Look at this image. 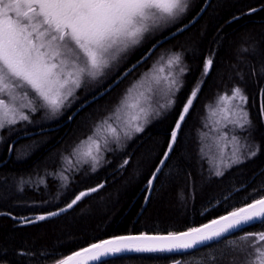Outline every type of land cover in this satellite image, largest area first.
<instances>
[{"label": "trees", "instance_id": "trees-1", "mask_svg": "<svg viewBox=\"0 0 264 264\" xmlns=\"http://www.w3.org/2000/svg\"><path fill=\"white\" fill-rule=\"evenodd\" d=\"M204 2L198 0L183 20L140 46L104 86L141 56L157 38L190 18ZM251 8L260 10L248 14ZM255 47L259 49V54L248 55V51ZM245 48L247 52L243 51ZM177 53L182 56L181 67L185 71L180 74L179 69L173 66L178 70L176 76L179 82L170 112L144 126V132L134 134L122 151H108L105 157L108 162L96 168L91 181L76 187L55 207L43 210L26 207V203L40 198L35 197L37 194L33 191L30 195L20 193L19 190L29 186L23 183L24 180L32 174L35 176L31 178L37 180L51 161L57 163L52 169L48 168V172L56 171L65 147L76 142L88 125H93V129L100 128L104 120L116 113L133 85L157 64H167L168 59ZM213 53V70L204 76L203 61ZM246 60L249 62L247 69L240 65ZM262 60L264 0H212L195 25L163 44L116 88L83 109L72 123L18 140L11 159L0 167V212H10L18 218L31 217L67 206L81 191L99 184L104 187L83 197L59 216L36 225H24L19 219L0 215V258L3 264H55L57 259L106 238L142 232H180L242 207L253 198H260L264 194V124L260 123L258 116L260 98L257 92L264 87V80L258 83L259 77H251L249 69ZM238 69L248 72L244 73L245 82L236 77ZM198 81L204 83L200 85V91L182 124L174 151L159 174L146 205L148 181L166 148L167 129L172 126ZM234 83H246L250 97L247 107L256 125L255 141L261 150L255 158L226 169L224 163L219 162L221 157L215 161L210 156L209 147H204L203 135L207 130V120L219 103L218 96ZM102 88L75 103L62 117L46 125L32 126L8 135L3 143L0 162L6 159L10 144L17 136L61 124L77 105ZM29 147L36 149L22 156ZM124 159H129V164L121 167ZM223 161L230 162V159L224 158ZM217 169L224 172L222 177L214 175ZM13 186L16 192L12 197L8 192ZM261 229L264 225L248 226L224 243L213 242L211 246L184 253L127 254L105 261L107 264H182L191 256L205 260L230 251L226 245L236 243L244 232ZM21 250L35 255H21Z\"/></svg>", "mask_w": 264, "mask_h": 264}, {"label": "snow or ice", "instance_id": "snow-or-ice-1", "mask_svg": "<svg viewBox=\"0 0 264 264\" xmlns=\"http://www.w3.org/2000/svg\"><path fill=\"white\" fill-rule=\"evenodd\" d=\"M189 6V0H0V129L16 124L18 120L28 121L29 115L23 109H29L32 113L41 109H49L53 114L59 112L68 98L74 95L75 89L82 86L85 78L95 79L103 75L104 69L124 58L148 35L180 19ZM258 10L260 9L251 8L248 14ZM180 30L182 29H177ZM243 51L247 52L248 49ZM214 55L211 54L203 61L202 75L207 76L213 70ZM167 63L169 67H177L180 74L184 73L180 54H173ZM235 75L240 82H245L242 70L238 69ZM249 75L259 77L258 83L264 80V60L258 65L253 64ZM164 80L168 84L167 94L174 95L173 90L178 91L177 78L169 74ZM203 83L204 81L197 82L172 126L167 129L166 148L159 165H164L174 151L182 124ZM257 96L260 98L258 116L260 123L264 124V87L258 89ZM217 99L219 103L225 104L220 109L224 113V127L232 125L245 136V143L241 145L237 134L233 133L229 138L228 132L223 133L225 140L230 139L238 146L237 151L231 153L230 162L221 161L228 169L255 158L261 146L255 141L257 129L247 107L250 97L246 91V83L232 84ZM148 103L151 107V97H148ZM174 103V100L169 99L167 104H160L159 108L163 109ZM122 106L123 102L117 111ZM137 106L128 105L133 108ZM155 114L158 116L160 112L156 111ZM212 114H216L215 110ZM149 115L146 108L139 107L137 114L128 122L130 131H125L124 135L130 137L131 131L144 132V125L139 121L147 123ZM110 131L119 140L117 129L113 127ZM88 141L95 144L99 153V141L92 137H88ZM77 151L78 149H74L68 159ZM84 155L91 158L95 170V164L99 163L98 156H94L91 150ZM128 164L129 159H124L120 166ZM161 171V167L155 168L148 181L149 185L158 179L157 174ZM50 175L55 178L56 173ZM214 175L222 177L224 172L217 169ZM103 187V184H99L81 191L66 208H60L59 211L23 218L12 216L10 212H0V215L11 216L13 220L19 219L24 225H36L59 216L73 208L83 197ZM256 224L264 225V194L200 227H191L183 232H168L167 235L141 233L114 236L65 255L57 259L55 264H89V261H101L104 257L130 252L164 253L196 249L200 245L211 246L209 242L224 243L237 230L243 231V226ZM226 247L232 252L242 253L246 258L245 264H264V229L244 232L236 243ZM20 254L35 255L23 250ZM222 258L213 255V264ZM0 264H3L2 258Z\"/></svg>", "mask_w": 264, "mask_h": 264}, {"label": "rangeland", "instance_id": "rangeland-1", "mask_svg": "<svg viewBox=\"0 0 264 264\" xmlns=\"http://www.w3.org/2000/svg\"><path fill=\"white\" fill-rule=\"evenodd\" d=\"M197 1L198 0H189L190 6L186 14H184L175 23L162 26L160 29L155 30L152 34L148 35L140 45L136 46L129 53H127L124 58L114 62L111 67L104 69L103 75L98 76L95 79L85 78L82 86L78 89H75L74 95L68 98L65 106L59 112L53 114L49 109H41L32 113L29 111V109H23L24 113L29 115L28 121L18 120L16 124L0 129V155L2 153L4 140L8 135L27 130L32 126L40 127L46 125L49 122L64 116L75 103L79 102L87 95L95 92L99 87L102 88L105 82H107V80L130 59V57L140 46L158 34L166 31L169 29V27L179 23L186 16H188ZM258 54L259 49L256 47L248 51V55L250 56H257ZM240 65H242V68L247 69L249 62L246 60ZM161 68H163V71H160ZM177 71V68L169 67L168 63L157 64L146 76H144L143 79L133 85L131 91L128 92L127 96L123 100V106L119 108V111H116L115 114L104 120L101 123L100 128L93 129L92 124L91 127L88 125L82 131L80 138L76 142L63 149L60 159V166L56 171L51 172L56 173L55 178L50 175L51 173L48 172V168L52 169L53 164H56L57 162L51 161L46 164L47 168L42 172V175L38 177L37 180L31 178L32 176H35V174H32L26 180H24L23 183L26 182L25 185L29 186L23 187L21 190H19L20 193L23 195H30L33 191L37 194L35 197L40 198L39 200H34L31 203H26V207H30L31 209L38 208L42 210L53 208L67 196H69L76 187L85 185L91 181L96 168L108 162L105 158L106 153L108 151L114 150V153L122 151L121 149L128 144L129 139L134 134H136L134 131H131L130 137H126L124 132L130 131L128 122L133 115L137 114L139 107L146 108L150 113L147 123H144L143 120L139 121V123H142L144 126L155 120H159L165 114H168L173 104L163 109L159 108L160 104H167L169 99L173 100V95L167 94L168 84L164 80V77L171 74L177 78ZM243 72L248 74L246 70ZM157 81H159V84H157ZM173 91L175 93V89ZM148 97H151V107H149ZM128 105L138 106L133 108L128 107ZM223 107H225L224 103L217 104V108H215L216 114L210 116L207 120V130L203 135L204 147H209V149L211 148V151L208 150V152L215 161L221 157L219 162L224 160V158H230L231 153L233 151H237L238 148L235 142L231 141L230 139L225 140L223 138L224 132H228L229 138L233 133L237 134L240 144L243 145L245 143V136L239 129H234L232 125H229L228 128L224 127V113L220 110ZM156 111H159L160 115L157 116L155 114ZM133 123H136V121H133ZM113 127L116 128L117 132L119 133V140H116L110 131V129ZM88 137H92L93 140L99 141V153L96 151L95 144H93L91 141H88ZM35 149L36 147H29L28 151L22 154V156H25L29 152L32 153ZM74 149H78V151L74 156L71 157V159H68L69 154L72 153ZM89 150H91L94 156H98L99 158V163L95 164L94 166L95 170H93L91 158L84 155V153L88 152ZM85 161H87V163H85ZM65 176L67 179H63ZM15 192L16 191L13 186L8 194L13 197ZM222 257L223 258L218 259L215 264H245L246 259L242 253L232 251L224 253ZM182 264H213V259L209 258L203 260L201 258L191 256L188 257Z\"/></svg>", "mask_w": 264, "mask_h": 264}, {"label": "water", "instance_id": "water-1", "mask_svg": "<svg viewBox=\"0 0 264 264\" xmlns=\"http://www.w3.org/2000/svg\"><path fill=\"white\" fill-rule=\"evenodd\" d=\"M211 2H212V0H205L204 4L197 11V13L194 14L192 18H190L189 20H187V22H185L182 25H179L178 27H176L173 30L169 31L167 34H165V35L159 37L158 39H156L141 56H139L136 60H134L126 68H124L112 81H110L107 85H105L101 90H99L98 92H96L89 99H87L84 102H82L74 111H72L70 113V115L67 117V119H65L61 124H58V125H55V126L46 127V128L39 129V130H36V131L27 132V133H24V134L16 137L12 141V143L10 144V148H9L8 155H7L6 159L4 161L0 162V167L3 164H5L7 161H9L11 159L12 154H13L14 145H15V143L18 140H20L22 138H28V137L37 135V134L42 133V132L56 130V129L60 128L61 126H64V125H66L68 123H72V121L78 115V113L80 111H82L84 108H86L87 106H89L93 102H95V101L99 100L100 98H102L103 96H105L107 93H109L110 91H112L114 88H116L132 72H134L137 68H139L145 62H147L151 58V56L157 51V49L160 48L164 43H166L170 39L174 38L175 36L183 33L184 31L188 30L193 25H195L201 19V17L204 15V13L208 9V7L211 4ZM177 29H182V30L177 31ZM133 65H135V67H133ZM166 162H167V160L165 161L164 165H158V167H161L162 170H163ZM160 173H158L157 175L159 176ZM156 180H154L151 185L148 184V192H147V198H146V205H147V202H148V200H149V198H150V196L152 194V191H153V188H154V185H155ZM63 208H66V206L63 207ZM55 211H59V209L58 210H55ZM223 215H227V213L226 214H223ZM220 216H222V215H220ZM220 216H218V217H216L214 219H219ZM212 220H209L208 222H205L203 224H208ZM203 224H201V225H203ZM201 225L196 226V227H200ZM246 227H248V226H243V229L246 228ZM183 231H187V230H183ZM183 231H180V232H183ZM238 231L239 230H237V232ZM139 234H141V233H134V234H129V235H139ZM147 234H149V235H167V233H147ZM122 236H126V235H122ZM111 238H106V239H111ZM106 239H104V240H106ZM210 243H213V242H209V244ZM203 246L204 245H200V246H197V248H200V247H203ZM191 250H194V249L173 251V252H170V253H184V252H188V251H191ZM127 254H142V253L130 252V253H123V254H120V255H127ZM120 255H117V256H120ZM117 256L104 257V258H102L101 261H89V264H98V263H100L102 261H105V260H108V259H111V258L117 257Z\"/></svg>", "mask_w": 264, "mask_h": 264}, {"label": "bare ground", "instance_id": "bare-ground-1", "mask_svg": "<svg viewBox=\"0 0 264 264\" xmlns=\"http://www.w3.org/2000/svg\"><path fill=\"white\" fill-rule=\"evenodd\" d=\"M200 8H201V7H200ZM200 8H199V9H200ZM199 9H198V10H199ZM198 10H197V11H198ZM197 11H195V12L193 13V15L196 14ZM193 15H192L190 18H192ZM190 18L186 19V20H185L183 23H181L180 25H182V24H184L185 22H187V20H189ZM167 33H168V32H167ZM167 33H165V34H167ZM165 34H163V35H165ZM163 35H161V36H163ZM161 36H160V37H161ZM157 39H158V38H157ZM170 40H171V39H170ZM164 44H165V43H164ZM117 75H118V74H117ZM117 75H116V76H117ZM116 76H115V77H116ZM115 77H114V78H115ZM114 78H113V79H114ZM113 79H112V80H113ZM112 80H111V81H112ZM80 104H81V103H80ZM80 104H79V105H80ZM79 105H77V107H78ZM77 107H75V109H76ZM75 109H74V110H75ZM84 109H85V108H84ZM74 110H73V111H74ZM80 112H81V111H80ZM80 112H79V113H80ZM79 113H78V114H79ZM19 136H20V135H19ZM17 137H18V136H17ZM22 139H23V138H22Z\"/></svg>", "mask_w": 264, "mask_h": 264}]
</instances>
